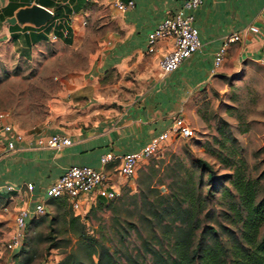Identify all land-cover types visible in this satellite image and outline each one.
<instances>
[{
  "label": "rangeland",
  "instance_id": "obj_1",
  "mask_svg": "<svg viewBox=\"0 0 264 264\" xmlns=\"http://www.w3.org/2000/svg\"><path fill=\"white\" fill-rule=\"evenodd\" d=\"M98 46L48 44L24 55L12 44H0V112L14 110L25 122L48 116L51 102L61 92L67 101L73 81L93 67L91 53ZM191 108L193 137L173 138L140 162L132 179L120 178L114 200L95 201L84 212L49 201L15 249L8 247L13 198L0 196V264H58L69 254L91 264L98 259L92 252L102 246L119 263L148 264L147 247L169 249L171 232L184 225L186 211L199 220L197 236L207 227L223 241L240 235L235 180L252 182L257 201L264 199V75L240 72L215 82Z\"/></svg>",
  "mask_w": 264,
  "mask_h": 264
},
{
  "label": "crops",
  "instance_id": "obj_2",
  "mask_svg": "<svg viewBox=\"0 0 264 264\" xmlns=\"http://www.w3.org/2000/svg\"><path fill=\"white\" fill-rule=\"evenodd\" d=\"M119 1L134 5L121 10ZM181 4L182 0H0V44H12L24 55L48 44L99 43L91 53L93 67L73 81L67 101L61 92L51 102L48 116L25 122L18 112L3 111L10 116L0 120V134L4 124H12L25 135L12 151L0 142V196L12 195L13 216L32 208L67 167L103 168V154L136 152L176 117L189 121L194 99L215 82L240 72L264 75L258 61L264 56V0H203L194 13L201 47L177 70L163 74L160 59L173 42H158L150 54L149 34ZM33 5L52 11L53 17L41 26L5 23ZM251 26L259 32L250 31ZM234 33H241V40L230 45L214 73L216 53L225 37ZM55 133L69 136L71 143L61 149L37 143ZM107 169L115 174L118 188L122 177L116 164ZM29 182L35 184L33 192L26 190ZM5 185L21 190L9 193L2 188Z\"/></svg>",
  "mask_w": 264,
  "mask_h": 264
},
{
  "label": "built area",
  "instance_id": "obj_3",
  "mask_svg": "<svg viewBox=\"0 0 264 264\" xmlns=\"http://www.w3.org/2000/svg\"><path fill=\"white\" fill-rule=\"evenodd\" d=\"M202 3L203 0H182L180 8L174 14L160 21L149 34L148 53L150 54L156 51L158 42L168 39L173 42V48L160 59V70L163 74L177 70L184 60L191 57L201 47L199 30L194 24V13ZM133 5V1L127 4L121 1L117 3V7L121 10ZM249 30L254 33L259 32V28L256 26H251ZM241 36V33H234L225 37L215 56L214 73L221 67L230 45L240 41ZM258 61L264 66V56ZM9 116V112H2L0 120ZM1 130L3 134H0V142L5 144L7 150H15L17 143L25 141V135L15 130L12 124H4ZM194 132L190 122L183 116H178L169 128L152 137L138 151L122 155L113 152L103 154L100 157L103 168L99 169L89 165L67 167L62 175L37 198L32 208L20 209L17 212L8 247L15 249L21 245L28 223L47 212V203L50 199L65 198L73 210L83 212L88 210L98 199L112 200L118 195V189L115 188V174L110 172L107 166L116 164L118 176L132 179L136 175L139 163L156 154L164 143L173 138L193 137ZM37 143L41 146L61 149L71 143V138L65 134L55 133L46 138H38ZM25 186L26 190L30 192L35 189V184L32 182ZM2 188L9 193L21 190V188L12 185H5Z\"/></svg>",
  "mask_w": 264,
  "mask_h": 264
},
{
  "label": "trees",
  "instance_id": "obj_4",
  "mask_svg": "<svg viewBox=\"0 0 264 264\" xmlns=\"http://www.w3.org/2000/svg\"><path fill=\"white\" fill-rule=\"evenodd\" d=\"M234 184L240 193L243 209L236 210L241 222L240 235L233 233L228 241H223L214 227H207L197 236L199 220L196 215L186 211L184 225L171 232L173 242L169 249L147 247V252L152 256L148 264H264V233L261 231L264 226V199L257 201L252 182L237 178ZM51 200L68 204L65 198L49 201ZM103 201L106 199H98L97 204L100 205ZM78 218L73 217V220ZM95 254H98V259L91 264H146L137 259L119 263L104 246L100 252H92V256ZM58 264L86 263L75 260L72 254H69Z\"/></svg>",
  "mask_w": 264,
  "mask_h": 264
},
{
  "label": "water",
  "instance_id": "obj_5",
  "mask_svg": "<svg viewBox=\"0 0 264 264\" xmlns=\"http://www.w3.org/2000/svg\"><path fill=\"white\" fill-rule=\"evenodd\" d=\"M53 17L52 11L40 7L38 5H33L29 8L20 10L16 16L9 17L6 19V24H14L19 22H31L36 26H41L46 24Z\"/></svg>",
  "mask_w": 264,
  "mask_h": 264
}]
</instances>
